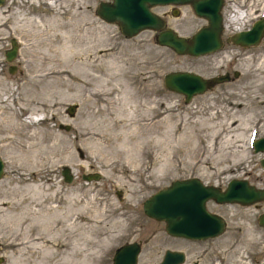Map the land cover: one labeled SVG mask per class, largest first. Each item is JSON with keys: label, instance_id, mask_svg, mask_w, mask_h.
<instances>
[{"label": "rangeland", "instance_id": "obj_1", "mask_svg": "<svg viewBox=\"0 0 264 264\" xmlns=\"http://www.w3.org/2000/svg\"><path fill=\"white\" fill-rule=\"evenodd\" d=\"M99 1L110 0H85L89 5L80 8L106 28L81 36L80 47L98 33L103 46L111 47L98 48L97 60H41L42 52L52 53L46 44L33 47L34 59L21 60L18 35L12 37L17 49L11 60L5 57L11 37L0 49V116L14 111L21 122L19 132H0V264H111L114 249L127 241L142 242L138 264H160L166 248L183 250L182 264H264V227L257 220L264 200L208 201L207 208L227 223L220 235L198 241L168 234L164 222L142 207L160 187L192 176L221 187L233 177L246 178L264 188V150L250 144L264 136V101L255 98H264V88L257 87L264 35L248 47L225 40L264 16V0H224L223 45L197 56L158 44L152 29L124 35L117 23L99 16ZM25 7L35 20L50 19L47 8ZM152 9L183 36L206 25L188 3ZM236 13L249 17L230 26ZM34 28L36 40L53 37L42 26ZM173 70L226 77L186 102L164 85V75ZM133 93L142 105L126 118L120 111L131 108L124 101ZM120 114L125 120L116 122ZM230 115L236 121L228 131L222 127ZM7 121L14 120H0V126ZM107 130L109 141L100 135Z\"/></svg>", "mask_w": 264, "mask_h": 264}, {"label": "water", "instance_id": "obj_2", "mask_svg": "<svg viewBox=\"0 0 264 264\" xmlns=\"http://www.w3.org/2000/svg\"><path fill=\"white\" fill-rule=\"evenodd\" d=\"M110 1H103L102 3L101 1H99L97 5V13L100 15H104L105 18H109L114 21L116 20L115 22L120 26L122 30H124L122 31L124 35L136 34L137 31H141L143 29H152L155 31V39L158 44L168 46L177 53L193 56L207 54V52L209 51L213 52L222 47L223 45L224 26L222 20V7L220 8L218 13L215 1H212L214 5L212 13H206L203 8H200V10H198L199 15H202L200 17L206 20V26L208 25V21L203 16V14L210 15L212 19L211 22L215 25V31L214 33H211V37H213L214 39H211L212 41L209 45L208 43L203 45H195L194 43L196 40L193 41V43L189 42L188 40L190 37L194 36L195 33L199 30V28H201L202 26L195 30L191 35L182 36L179 34L178 31L169 27L167 24L165 25L164 23L166 22L164 18L159 14L157 15V13L152 9L154 6L157 5H178V3L185 4L188 0ZM192 1L194 5V3L196 4L197 0ZM2 2L3 0H0V3ZM140 3L144 5V10L142 12L139 11L138 13V7L140 6ZM259 20L264 21V17H261L259 19L257 18L256 20H254L251 27L248 29L238 30L228 35L225 40L231 41L233 35H238V37L240 38H238L237 41H240V43H242L243 45L248 43H252L251 45L258 44L262 36L264 35V22L256 25V27L254 28L253 26ZM128 23L133 26L130 27ZM221 28L222 33L219 35ZM176 35L178 36V38L176 37ZM180 38H183L184 40ZM11 42L13 45L12 48H7L5 50V57L8 60H11L15 56L17 49L16 41L14 38L11 39ZM206 49L209 50L205 51ZM11 67L12 66H10L9 69L12 72ZM179 72L181 74H178ZM183 73L195 75L203 80L218 78V82L222 81L226 77L223 76L224 78H220V75L226 74H219L210 78H204L200 74L190 70L168 71L164 75L165 87L178 93H182L184 91L182 94H185L184 99L186 102H188L193 97V95L202 93L207 88L203 89V84L200 83L199 80H193L194 82H192L191 78L182 77ZM176 79L179 81V83H177ZM197 88L200 89L197 90ZM73 109L74 106H69L70 113H72ZM257 140L258 141L256 146L254 147V150L256 152L263 151L264 136L258 137ZM261 159L264 158L262 157ZM261 163L264 165V160ZM3 169L4 161L0 156V176L3 173ZM63 173L64 179H66V181H70L72 175L69 174L70 169L67 166L63 167ZM83 176H85V174ZM85 177L87 178L88 176ZM244 186L246 188H243ZM255 186L256 185L250 183L246 178L237 177L231 178L223 188L219 185L206 184L199 177L196 176L174 179L168 185L160 187L143 200V212L151 218L163 221L165 231L170 235L180 236L189 239H206L210 237H216L224 232L227 222L223 216L219 215L216 212L210 211L207 208V202L213 200L216 203H239L242 205L258 203L264 200V188H256V193L253 192L252 194V191L250 190H252V188H255ZM201 189H203L205 194L201 197V199H199V196L197 194L198 192H200ZM196 195L197 203L199 202L200 204V211L202 217H196L194 215V210H192ZM244 195L247 196L244 197ZM207 215L219 216L222 219L220 221L222 225H219L218 227H212L210 223L206 219H204V217H206ZM257 220L258 223L264 227V211H262L258 215ZM126 244L132 250L129 254L128 260L124 262L122 261L123 257L120 254V250L122 248H125L124 246L127 245H121L115 249L112 258V264H136L137 254L140 249V246L137 242ZM183 261V251L166 249L162 256L160 264H182Z\"/></svg>", "mask_w": 264, "mask_h": 264}, {"label": "bare ground", "instance_id": "obj_3", "mask_svg": "<svg viewBox=\"0 0 264 264\" xmlns=\"http://www.w3.org/2000/svg\"><path fill=\"white\" fill-rule=\"evenodd\" d=\"M112 1H110V2H112ZM131 1H133V0H131ZM212 1L216 2L217 11L219 13V10L223 5L224 0H197L196 4L194 3V5L192 3L193 2L192 0H188L187 3L191 6L193 12L197 13V14L195 13L197 16H202V15H199V12H198V10H200V8H203L206 11V13L207 12L212 13V9L214 8ZM4 2L5 1L3 0V2L0 3V49L4 47V45H5L4 40L7 37L16 38L17 37L16 35H18V38H17L18 43H19V39L21 38V40H23V44H24V46H23L24 52L21 51V56H20L21 60H32V59H34L36 57L37 52H36V48L33 49V47L37 46V44H40V45L46 44L48 46L47 50L52 52L49 56H48V52H46V51L42 52L43 55H39L41 60H45V59L60 60V61L61 60H84L85 58L83 56H87V60H97L98 56L96 55V52H98V50H97L98 48H99V50H102V51H105L106 49L108 50V48H111L108 46L107 47L103 46V38L100 36V34H102V31H104L106 28L104 26L95 25L96 21L94 19H91L92 17L90 18V16L88 14L85 16L82 14V10L80 8L86 7L89 5L87 2H85V0H8L7 3H4ZM102 2L103 1H101V3ZM154 4H158V3H154ZM178 4H180V3H178ZM34 5L38 6V7L42 6L45 9L47 8L49 10V13H50V19L47 21L35 20L31 15L28 16L31 13V10L27 11V8L25 6L30 8V6H34ZM17 7L20 9H18L16 11L15 9ZM143 10H144V5L142 3H140V6L138 7V13H139V11L142 12ZM64 14L69 15V19L63 20L61 18V16ZM99 16L107 22H115L116 21V20L115 21L111 20L109 18H105L104 15L99 14ZM203 16L207 19L208 25L201 27L195 33L194 36H192L188 39L189 42H191V43H193V41L196 40L194 43L195 45H197V44L203 45V44H207V43L209 45L212 41L211 39L213 38V37H211V35H212L211 33H214V31H215L214 30L215 25L211 22V20H212L211 16L207 15V14H203ZM234 16L235 17L232 19V21L230 20V26L232 24L234 25L235 23L240 24V22H245L247 20L246 18L249 17L248 14H244V13L243 14L236 13V14H234ZM33 21H34V23H33ZM37 22H39L40 24ZM263 22H264L263 20L257 21L254 24L253 28L256 27V25L263 23ZM164 24L166 25V23H164ZM128 25L130 27L133 26L130 23H128ZM40 26H42L43 30L48 31L49 33L52 32L53 37L48 35V36H45V38L40 40V41L38 40L39 38L36 40L35 34L33 32H39V31H32L33 30L32 28L35 27L34 30H37V29L39 30V29H42V28H40ZM223 26H224V24H223ZM228 26H229V24L226 25V27H228ZM98 28H100L102 31L99 30ZM96 29H98L100 34L98 33L97 36H92V37H94V39H91L93 41V43H89V44H86L84 47L83 46L80 47V41L82 38L81 36H83L85 34V31L90 34L93 31H96ZM174 30H176V29H174ZM122 31H124V30L121 29V32ZM82 32H83V34H82ZM137 32H139V31H137ZM105 33H107V32H105ZM221 33H222V28L220 29L219 35ZM31 35H33V37H31ZM126 35L132 36L134 34H126ZM176 37L178 38L177 35H176ZM238 38H240V37H238V35H236V36L233 35L231 38V41L233 43H236V44L244 46V47H248V45L252 44V43H248V44L243 45L242 43H240V41H237ZM180 39L184 40L183 38H180ZM55 40L57 42L56 45L54 44ZM185 41H187V40H185ZM32 50L34 53V55H33L34 58L29 56V53ZM37 50H39V49H37ZM207 50H209V49H206L205 51H207ZM209 52H211V51H209ZM209 52H207V53H209ZM250 57H251V55H249L248 59ZM112 59L114 61V59H118V58L115 56H112ZM63 69L65 70V68H63ZM258 69L262 71V73H261L262 77L258 78V80H260V82L257 84V87L264 88V82H263L264 81V55L261 57V60L259 59V61H258ZM58 71H62V69H59ZM178 74H181V73L179 72ZM223 76L225 77L226 75H220V78H222ZM182 77H189L192 79V82H194L193 80H199L200 83L203 84V86H202L203 89L210 88L213 86V84L215 82H218V78H212V79H207V80L204 79L203 80L201 78H198L195 75L188 74V73H183ZM176 81H177V83H179V81L177 79H176ZM211 83H213V84H211ZM198 89H200V88H197V90ZM130 98L131 99H129V98L126 99L124 101V104L125 103L129 104V106L131 108L126 111L122 106L121 111H120V113L125 114L126 118H133L132 116L134 114V111H135V113L138 112V110H139L138 107L140 105H142V101L140 100V98H137L134 93L130 96ZM255 98L258 99L257 100L258 104H260L261 102L264 101V98H262V97L260 98V96H256ZM23 102H24V100H23ZM41 104L43 105L46 103H41ZM54 105H56V103ZM239 105H240V103H239ZM241 105H243V104H241ZM6 112L3 111L4 115L0 116V120L4 121V119L7 120V118H9L10 120H14V121L13 122L7 121V123L5 124V127L0 126V132H5L7 134L8 133L14 134V132H19V129L21 127V122L19 120H18L19 122L17 121L16 114L14 113V111H12L11 114L6 113ZM120 116H121V114H120ZM124 120H125V118H123L122 116H121L120 120L115 119L116 122H122ZM235 121H236V119H234L230 115L226 119V125L223 126L222 129H228V131H230L231 126L233 125V122H235ZM100 135H102V137H105L106 140H108V141L111 140V138L113 137V135L111 133H109L108 130H107V134H100ZM27 136H28V138L31 137V135H27ZM257 139L258 138L253 140V143H252L253 149L257 144V141H258ZM263 160L264 159H262L261 162H263ZM63 175H64V173H63ZM243 188H246V187L244 186ZM256 188H258V187L255 186V188H252V190H250V191H252V194H253V192L256 193L255 192ZM204 194H205V192L203 191V189H201L197 195L199 196V199H201V197ZM197 195L194 199L195 201H194V206H193L192 210H194V215L196 217H202L201 211H200V204H199V202L197 203ZM246 196L247 195H244V197H246ZM204 219H206L212 227H218L219 225L220 226L222 225V223L220 222L222 219L217 215H207L206 217H204ZM125 245H127V244H125ZM124 247L125 248H122L120 250V254L123 257V259H122L123 262L128 260L129 254L132 251L128 245L124 246ZM136 264H137V261H136Z\"/></svg>", "mask_w": 264, "mask_h": 264}, {"label": "flooded vegetation", "instance_id": "obj_4", "mask_svg": "<svg viewBox=\"0 0 264 264\" xmlns=\"http://www.w3.org/2000/svg\"><path fill=\"white\" fill-rule=\"evenodd\" d=\"M174 9V8H173ZM175 10V12H176V10L177 9H174ZM230 78H231V76H230ZM180 238H182V237H180ZM183 239H186V238H183ZM207 239H209V238H207ZM188 240H195V241H198L197 239H188ZM203 240H205V239H203ZM127 242H137L139 245H140V251H139V254H138V259H139V256H140V253H141V250H142V242L141 241H127ZM126 242V243H127ZM167 249V248H166ZM165 249V250H166ZM170 249H174V248H170ZM164 250V251H165ZM175 250H181V249H175ZM183 251V250H182ZM184 252V251H183ZM186 260V253L184 252V261ZM161 261V260H160ZM138 264V263H137ZM192 264H198V260H193V262H192Z\"/></svg>", "mask_w": 264, "mask_h": 264}]
</instances>
